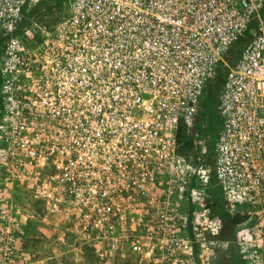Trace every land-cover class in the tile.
<instances>
[{
  "label": "built area",
  "instance_id": "obj_1",
  "mask_svg": "<svg viewBox=\"0 0 264 264\" xmlns=\"http://www.w3.org/2000/svg\"><path fill=\"white\" fill-rule=\"evenodd\" d=\"M0 39V137L17 175L82 183L65 205L84 216L109 208L112 178L144 190L161 177L187 200L191 243L264 264V0H0Z\"/></svg>",
  "mask_w": 264,
  "mask_h": 264
},
{
  "label": "rangeland",
  "instance_id": "obj_2",
  "mask_svg": "<svg viewBox=\"0 0 264 264\" xmlns=\"http://www.w3.org/2000/svg\"><path fill=\"white\" fill-rule=\"evenodd\" d=\"M205 109L214 125V102ZM214 128L201 150L208 149ZM0 138V264H232L227 252L211 254L189 241L192 211L184 195L168 191L161 177L144 190L114 177L108 192L100 189L104 199L110 196L109 208L76 215L67 191L78 197L84 185L17 175ZM213 212L217 217L219 210ZM93 215L106 223H92Z\"/></svg>",
  "mask_w": 264,
  "mask_h": 264
},
{
  "label": "trees",
  "instance_id": "obj_3",
  "mask_svg": "<svg viewBox=\"0 0 264 264\" xmlns=\"http://www.w3.org/2000/svg\"><path fill=\"white\" fill-rule=\"evenodd\" d=\"M251 26H248L228 47L225 52L224 60L227 64H232L234 61L238 58L242 48L244 45L251 39L252 37V30ZM1 40V39H0ZM227 68L226 66L223 65H218L216 69L214 70V73L208 83L205 86V102H214L215 100V95L216 92L220 86V84L223 82L225 74H226ZM186 129L183 130L185 140L180 146V152L184 155H189L190 152V134L189 132L185 131ZM244 219V216H240L239 214H234L231 217H229L226 220V227H231L237 222H240ZM230 232H226L223 236L229 237ZM227 252V258L226 261L232 260L233 252L231 249H228Z\"/></svg>",
  "mask_w": 264,
  "mask_h": 264
},
{
  "label": "flooded vegetation",
  "instance_id": "obj_4",
  "mask_svg": "<svg viewBox=\"0 0 264 264\" xmlns=\"http://www.w3.org/2000/svg\"><path fill=\"white\" fill-rule=\"evenodd\" d=\"M33 36H35V35H33ZM231 263H232V264H237V262L235 261V259H234V257H233V256H232Z\"/></svg>",
  "mask_w": 264,
  "mask_h": 264
}]
</instances>
